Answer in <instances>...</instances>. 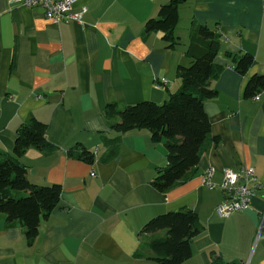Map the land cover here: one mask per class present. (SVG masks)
<instances>
[{
	"label": "crops",
	"instance_id": "1",
	"mask_svg": "<svg viewBox=\"0 0 264 264\" xmlns=\"http://www.w3.org/2000/svg\"><path fill=\"white\" fill-rule=\"evenodd\" d=\"M170 1L80 0L73 10L85 9L82 18L56 25L40 8L0 0V152L13 154L17 131L35 117L59 150L47 156L32 149L21 162L32 184L62 187L60 205L42 220L33 242L0 216V264H156L146 247L153 235L141 230L186 208L198 214L204 232L184 264H213L215 257L264 264V92L245 97L249 79L264 76V0H187L179 8L174 49L163 32L145 28ZM197 25L221 37L211 80L218 95L205 102L212 137L220 142L190 181L162 194L151 183L168 164L164 143H152L148 130L113 132L105 109L163 104L179 92L177 70L193 62L187 51ZM246 53L255 64L242 76L233 59ZM78 145L94 154V164L68 156ZM244 167L255 169L262 188L248 210L223 219L217 209L224 193L202 178L214 169L220 185L226 169Z\"/></svg>",
	"mask_w": 264,
	"mask_h": 264
},
{
	"label": "trees",
	"instance_id": "2",
	"mask_svg": "<svg viewBox=\"0 0 264 264\" xmlns=\"http://www.w3.org/2000/svg\"><path fill=\"white\" fill-rule=\"evenodd\" d=\"M187 0H171L161 6L157 19L146 23V33L163 32L168 48L179 45L175 30L179 24V8ZM221 53V37L205 26H195L188 56L193 60L188 67L177 70L182 86L163 104L146 101L131 106L109 104L105 118L109 128L116 133L126 134L135 130H148L154 144L164 143L168 164L152 181V186L166 194L188 181L197 171L201 158L219 138L212 137L205 102L217 97L211 88V80L217 76L214 61ZM229 57L233 55L228 54ZM235 70L247 76L255 64V57L246 53L233 59ZM264 92V76H252L246 87L245 97L253 99ZM47 125L30 117L17 131L13 154L0 152V216L8 223H18L29 241L39 235L43 219L49 218L61 203L60 185L39 186L28 179V170L21 159L29 150H38L50 156L59 148L48 141ZM114 141H106V144ZM117 155L109 154L105 161ZM70 158L94 164L95 156L78 145L68 152ZM204 232L197 213L182 209L160 215L150 220L141 230V235H153L147 248L154 255L156 264H184L192 257V243ZM142 256L141 253L137 254ZM213 264L226 263L215 257Z\"/></svg>",
	"mask_w": 264,
	"mask_h": 264
},
{
	"label": "built area",
	"instance_id": "3",
	"mask_svg": "<svg viewBox=\"0 0 264 264\" xmlns=\"http://www.w3.org/2000/svg\"><path fill=\"white\" fill-rule=\"evenodd\" d=\"M80 0H15V4L27 8H40L47 20L58 25L65 20L79 21L85 9L75 12L73 7ZM214 169H208L202 178V184L209 189L219 188L224 193V202L218 207V215L225 219L233 213L244 212L251 206L256 190L262 188L256 178L253 167H244L239 171L226 169L223 183L213 181Z\"/></svg>",
	"mask_w": 264,
	"mask_h": 264
},
{
	"label": "rangeland",
	"instance_id": "4",
	"mask_svg": "<svg viewBox=\"0 0 264 264\" xmlns=\"http://www.w3.org/2000/svg\"><path fill=\"white\" fill-rule=\"evenodd\" d=\"M30 173H32V171Z\"/></svg>",
	"mask_w": 264,
	"mask_h": 264
}]
</instances>
